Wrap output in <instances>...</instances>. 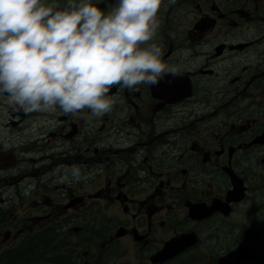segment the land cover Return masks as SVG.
Masks as SVG:
<instances>
[{"label": "flooded vegetation", "instance_id": "obj_1", "mask_svg": "<svg viewBox=\"0 0 264 264\" xmlns=\"http://www.w3.org/2000/svg\"><path fill=\"white\" fill-rule=\"evenodd\" d=\"M157 18L141 47L175 71L113 85L103 116L0 95V264H28L35 233L39 264H264V0H162Z\"/></svg>", "mask_w": 264, "mask_h": 264}, {"label": "clouds", "instance_id": "obj_2", "mask_svg": "<svg viewBox=\"0 0 264 264\" xmlns=\"http://www.w3.org/2000/svg\"><path fill=\"white\" fill-rule=\"evenodd\" d=\"M109 3V0H104ZM174 3V0H170ZM162 0H0V95L25 113L93 116L111 111L113 85L129 91L155 86L165 72L161 48L147 47L160 27ZM71 175L79 179L80 170Z\"/></svg>", "mask_w": 264, "mask_h": 264}, {"label": "trees", "instance_id": "obj_3", "mask_svg": "<svg viewBox=\"0 0 264 264\" xmlns=\"http://www.w3.org/2000/svg\"><path fill=\"white\" fill-rule=\"evenodd\" d=\"M30 256L25 258V262L28 264H39L40 263V257H41V247H40V237L33 238V241L31 243L30 247ZM19 254V253H18ZM24 253H21L22 255Z\"/></svg>", "mask_w": 264, "mask_h": 264}, {"label": "rangeland", "instance_id": "obj_4", "mask_svg": "<svg viewBox=\"0 0 264 264\" xmlns=\"http://www.w3.org/2000/svg\"><path fill=\"white\" fill-rule=\"evenodd\" d=\"M39 227H40L39 224H38V226L34 227L33 228V232L38 231L39 230Z\"/></svg>", "mask_w": 264, "mask_h": 264}, {"label": "bare ground", "instance_id": "obj_5", "mask_svg": "<svg viewBox=\"0 0 264 264\" xmlns=\"http://www.w3.org/2000/svg\"><path fill=\"white\" fill-rule=\"evenodd\" d=\"M28 254H31V252H29Z\"/></svg>", "mask_w": 264, "mask_h": 264}]
</instances>
